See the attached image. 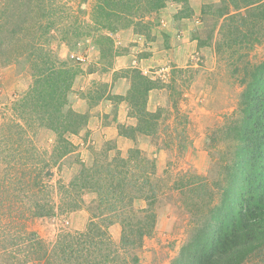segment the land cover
Returning <instances> with one entry per match:
<instances>
[{
    "label": "rangeland",
    "instance_id": "obj_1",
    "mask_svg": "<svg viewBox=\"0 0 264 264\" xmlns=\"http://www.w3.org/2000/svg\"><path fill=\"white\" fill-rule=\"evenodd\" d=\"M115 1L0 0V264H75L89 249L98 257L104 244L127 264H172L232 185L242 94L264 62V0H165L161 8L151 0H133V8ZM94 70L102 77L89 76ZM134 70L157 82L146 106L160 118L151 134L132 130L135 145L122 154L114 139L86 130L90 112L78 111L79 102L118 103L104 114L109 122L124 100L136 124L117 127L130 131L125 127L138 124L128 101ZM48 72L61 82L51 94L52 108H61L56 115L67 121L73 109L87 116L77 133L65 131L73 144L65 154L67 145L44 125L49 115L21 105ZM122 78L124 95L116 93ZM134 148L140 153L130 156ZM123 158L130 161L127 178L146 170L155 198L111 197L106 189L126 176ZM85 168L93 172L86 184ZM151 201L152 232L122 242L123 219L137 223ZM68 245L74 256L63 253ZM244 264H264V247Z\"/></svg>",
    "mask_w": 264,
    "mask_h": 264
},
{
    "label": "trees",
    "instance_id": "obj_2",
    "mask_svg": "<svg viewBox=\"0 0 264 264\" xmlns=\"http://www.w3.org/2000/svg\"><path fill=\"white\" fill-rule=\"evenodd\" d=\"M151 2L156 8H161L164 6L165 0H151ZM114 3L117 2L114 0ZM129 4L133 8L137 3L129 0ZM134 72H136L133 80L134 85L131 88L128 101L134 107L131 114L137 117L138 124L125 127L130 131L124 130L122 126V134L132 138L134 137L132 130L146 134L155 132L160 118L159 110L150 111L146 106L148 92L158 86L157 82L138 70H134ZM49 74L50 72L43 73L44 78L34 81L31 89L26 92V96L21 99V105L26 108L30 106L33 109L37 107V111L43 117L49 115L47 117L49 123H44V125L56 131L57 143L67 145L65 154L73 147L72 142L65 137V131L77 133L87 116L73 109H70L67 121L56 115V112L61 108H52L50 101L54 98L52 95L57 92V90L54 91V88H59L61 82L49 80ZM242 97L244 128L240 138L243 142L238 148V158L233 164L232 185L222 202L217 207L209 209L212 220L204 226L206 228L183 246L179 256L172 264H244L254 253L256 254L264 247V62L254 69ZM61 99L63 98L59 97L58 100ZM132 150L130 156L132 153H140L139 149ZM121 160L122 166L125 165L122 173L126 176H123L122 180L119 178L114 185H111L113 188L106 189L107 192L112 191L111 197L116 199L122 195L121 203L127 196L130 201L137 198H155L157 191L156 188H153V183L149 182L150 177L146 175V170H142L145 172L144 175L140 173L141 175L136 178L129 179L127 178L129 169L126 166L130 165V161L125 158ZM155 168V165L152 164V173L155 172ZM85 169L82 171L84 184L88 183L89 178L93 175L90 168ZM145 184L149 185L147 189L149 193L145 192L146 194L143 195ZM120 189L122 191H119ZM98 192L102 197V203L105 200L109 202L110 198H107L102 191ZM152 205L151 201L148 208L142 209L143 216L137 223L131 221L133 216L128 221L123 219L122 242H131L130 235L134 232L138 233L140 238L152 232L156 219L154 213H150L153 211ZM132 242L134 241L132 240ZM104 245L98 247L101 251L98 257L93 258L94 252L89 249V254L81 253L80 258L74 261L75 264L76 262L78 264H108L110 261L113 263L109 264L128 263L125 258L120 259L118 255L110 253L108 244ZM64 252H68L69 256H74L72 255L74 248L71 245L64 247ZM88 256L90 257L89 261H87ZM119 261L121 262L119 263ZM137 261L138 257H133L132 262L136 263Z\"/></svg>",
    "mask_w": 264,
    "mask_h": 264
},
{
    "label": "crops",
    "instance_id": "obj_3",
    "mask_svg": "<svg viewBox=\"0 0 264 264\" xmlns=\"http://www.w3.org/2000/svg\"><path fill=\"white\" fill-rule=\"evenodd\" d=\"M195 0H190V2H193ZM204 1V0H203ZM194 8V7H193ZM127 55H122V66H128L127 62H129V59L126 58ZM129 64V63H128ZM130 65V64H129ZM95 72H90L89 76H91L93 73L100 75L99 77L101 78L102 75L98 70H94ZM113 71V70H112ZM104 75L107 74V72H103ZM103 80H106L105 77H103ZM118 85L116 86L117 89ZM129 88L128 83L125 81L124 78H122V92L116 91V93L124 95L126 90ZM119 90V89H118ZM80 100H85V99H80ZM80 105L83 106L82 109H79L78 111L80 112H90V118L88 120V129H93L92 135L93 137H99L104 140H111L114 139L117 143V146L119 149L122 150V154H125V152L132 146L135 145L131 138H128L124 135H122L118 131L117 124L122 123V124H130V125H135L136 124V119L134 117H131L129 115L128 110L126 109V102L122 100V109L120 107V111H118L117 118L113 119L111 118L109 122H104V114H110V112L114 111L118 103H113L111 100H100L98 104L93 106L92 108L85 106L84 102L81 103L79 102ZM121 103L119 104V106ZM122 145V146H121Z\"/></svg>",
    "mask_w": 264,
    "mask_h": 264
}]
</instances>
